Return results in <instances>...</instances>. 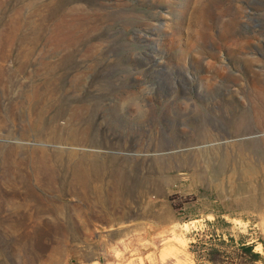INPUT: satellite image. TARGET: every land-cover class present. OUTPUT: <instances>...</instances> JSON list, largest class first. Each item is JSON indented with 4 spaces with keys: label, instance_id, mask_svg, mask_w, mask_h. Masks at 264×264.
Returning a JSON list of instances; mask_svg holds the SVG:
<instances>
[{
    "label": "rangeland",
    "instance_id": "obj_1",
    "mask_svg": "<svg viewBox=\"0 0 264 264\" xmlns=\"http://www.w3.org/2000/svg\"><path fill=\"white\" fill-rule=\"evenodd\" d=\"M50 89L48 120L88 129L74 148L102 170L87 202L26 181L41 150L71 147L45 136ZM262 91L264 0H0V264H211L202 245L242 243L264 258Z\"/></svg>",
    "mask_w": 264,
    "mask_h": 264
},
{
    "label": "bare ground",
    "instance_id": "obj_2",
    "mask_svg": "<svg viewBox=\"0 0 264 264\" xmlns=\"http://www.w3.org/2000/svg\"><path fill=\"white\" fill-rule=\"evenodd\" d=\"M226 24H231V22ZM230 38H231L230 33L224 32L223 35H220L215 39L214 44L216 50H226L231 56L234 57L235 60V40L231 41ZM213 58H216V53H214ZM51 91L52 89L49 90L47 94V98L46 95L44 96L46 100V106L44 107V109H42L44 110V118L42 125L45 132V136L52 142H57L59 144L63 143L71 147L62 148L61 150H57V151L54 150L50 153L47 152L46 150H41L42 154L40 160H38L39 164L37 165V169L33 171V174L28 176L26 181L29 183L31 178H33V180H35V185H37L40 188H43L42 191L45 192L46 195L52 194L54 192L69 191L73 193L75 196L78 197L81 196L82 200L86 199L87 202L90 199L89 194L92 191H97V192L100 191L96 186V181L98 179H101L102 170L98 169V166L95 164V159L97 158V155H91L85 153L79 155L77 154L76 149L74 148V145L76 144L80 145L86 141V139L88 138V129L81 130L75 127L76 126L75 124L73 127L74 129H71V131L68 133V136L65 137L63 136L62 133H59L61 131V128L55 125L54 124L55 122H51L50 120H48L47 113L52 107V104L59 103L57 102L56 99L53 100L51 94H49ZM82 112H83V107L78 106L77 109L71 113L70 115L71 120H68V124H71L72 121H74V123L75 122L82 123V121H84ZM254 115L257 126L260 127L261 129H264V91H262L257 95V103L254 106ZM56 118L54 116V119ZM248 119L249 117L247 115H242L236 121V124H234V129L236 128L238 132H242L241 129H247ZM236 134H240V133H236ZM232 158H235V156L231 157V160ZM239 159L240 162L242 160L243 161L245 160L244 156H239ZM55 161L56 162L68 161L69 163L73 164V168H72L73 174L69 180L67 179L65 181V179L61 177L59 173L60 171L59 166L56 165L57 163ZM261 173L264 175V167H262ZM26 191L28 193H35L36 190H34L33 186H29L28 184ZM77 217L81 219L82 214L80 213L79 215H77Z\"/></svg>",
    "mask_w": 264,
    "mask_h": 264
},
{
    "label": "trees",
    "instance_id": "obj_3",
    "mask_svg": "<svg viewBox=\"0 0 264 264\" xmlns=\"http://www.w3.org/2000/svg\"><path fill=\"white\" fill-rule=\"evenodd\" d=\"M231 241H233V238H230ZM205 244V243H204ZM226 244L225 241H221L220 245ZM203 246V252L199 253L201 258H204V260H207L211 264H235V258H244L246 256H249L252 261H260L264 260V258L261 256V254L256 253L254 251L255 246L254 245H247V243H242L240 246V254H238V257H235L234 254L228 255L226 251L223 249L216 247V246H211V247H206V245ZM243 264V263H240Z\"/></svg>",
    "mask_w": 264,
    "mask_h": 264
}]
</instances>
